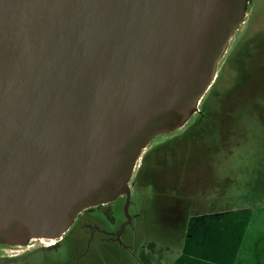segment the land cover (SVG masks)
Segmentation results:
<instances>
[{
	"label": "water",
	"instance_id": "water-1",
	"mask_svg": "<svg viewBox=\"0 0 264 264\" xmlns=\"http://www.w3.org/2000/svg\"><path fill=\"white\" fill-rule=\"evenodd\" d=\"M250 2L0 0V245L127 212L142 150L198 111Z\"/></svg>",
	"mask_w": 264,
	"mask_h": 264
},
{
	"label": "rangeland",
	"instance_id": "rangeland-1",
	"mask_svg": "<svg viewBox=\"0 0 264 264\" xmlns=\"http://www.w3.org/2000/svg\"><path fill=\"white\" fill-rule=\"evenodd\" d=\"M243 32L253 42L249 46L248 41L235 54V69H243L236 77L234 69L233 73L230 71L232 64L227 67L222 82L215 86L217 97L209 102L213 107L210 118L195 129L197 132L190 131L177 139L171 146L173 151L166 153L165 164L157 171L162 194L169 191L173 195L180 190L186 196L219 198L224 192L229 197L226 205L248 201L250 206H264V196L258 197L253 190L255 185L264 190V0H251L230 43ZM243 56L245 64L240 65L238 57ZM234 79V84L228 87ZM182 128L153 140L178 135ZM137 165L138 161L135 168ZM143 180L136 183V190L130 191L127 212L122 197L100 208L82 211L62 236L59 246L32 250L7 264H136L142 247L149 241L157 245L159 234L160 237L165 234L174 247L172 224L169 220L161 221L164 218L161 209L168 213V205L163 206L164 199L158 190ZM260 210L264 212L263 207ZM128 217L131 221L121 230ZM120 230L118 238L110 237ZM24 248L25 245H0V253L13 254Z\"/></svg>",
	"mask_w": 264,
	"mask_h": 264
},
{
	"label": "flooded vegetation",
	"instance_id": "flooded-vegetation-1",
	"mask_svg": "<svg viewBox=\"0 0 264 264\" xmlns=\"http://www.w3.org/2000/svg\"><path fill=\"white\" fill-rule=\"evenodd\" d=\"M239 35V34H238ZM244 32L234 38V42L231 44L230 41L227 47V50L221 59L220 63L221 66L217 69V76L212 84V86L208 89V91L205 93L203 98L200 101V104L198 106V111L194 113L192 118L183 126L182 131L180 134H175L174 136L171 137H166L164 139H159V141L154 142V138L147 144V146L142 150L141 155L138 160V165L137 168L134 170V176L131 177L132 180L130 182V191H134L137 189L136 183L141 182L142 179L143 181H146L148 183H151L153 186V189L158 190V195H160L164 201H163V206L168 205V213L162 211V215L164 218H161V221L163 223L166 222V220H169L172 224V230L170 235H172V239L175 238V235L179 236L178 234L180 233V230L178 229L181 227V224L183 221H185V230L186 227L189 223V220L199 212H208L212 211L215 208H229V207H242V206H247L250 205L248 201H240L237 202L239 203L238 205H226L224 204L226 198H229L228 196L224 195V192L221 194L219 198L216 197H205V198H197L193 196H186L183 194V191H175L173 195L169 193V189H167L165 194L161 193V186L158 184L160 178L158 172H160V167L165 164V155L166 153H171L173 151V148L171 147L173 143L177 142V139H180L182 136L185 134L189 133L192 131L193 133L197 132L195 129L200 126L201 123L206 122L208 118H210V112H213V107L209 104V102L214 99L215 95H218L217 88H215L217 82L218 84L222 82V79L226 75L227 67H230L232 64V67L235 69V66L233 65L234 63V58H237L235 54H238L241 52V47L247 43V34L244 36ZM232 39V38H231ZM241 49V50H240ZM245 53V52H243ZM245 56L242 58L238 57L240 61V65L245 64L243 62ZM243 69V67H242ZM241 71V68L239 69ZM240 75V72H239ZM235 82V79L228 87L233 85ZM195 131V132H194ZM166 135V134H165ZM161 136V135H158ZM154 142V143H153ZM187 165V164H186ZM159 170V171H158ZM158 171V172H157ZM157 172V173H156ZM156 173V174H155ZM158 179V180H157ZM256 188H253L254 192H256L257 196L263 197L264 196V190L259 189L257 185H255ZM180 186H178V189ZM184 187V186H183ZM182 189V188H181ZM193 191V190H192ZM167 193V194H166ZM162 194V195H161ZM259 194V195H258ZM175 195V196H174ZM240 197H238L239 199ZM103 204L96 205L94 207L100 208ZM162 205V203H161ZM94 207H89L87 209H84L83 211H90L91 208ZM82 212V211H81ZM174 234H172V232ZM165 237L166 235L163 234ZM160 236V234H159ZM110 237L116 238L114 234H111ZM164 239V237H161ZM171 239V241H172ZM165 240V239H164ZM34 241H39V244H34V243H29L25 245V248L22 249V252H16V253H11V254H4L0 253V264H7V262H13L21 259L23 256L27 255L30 251L32 250H49V249H54L57 246H59V243L61 241V238L54 241L53 243L51 241L47 240H34ZM44 242H51L49 244H45ZM158 245V244H157ZM154 242H147L143 247H142V253L141 257L139 256V260H141L143 263L147 259V257H152L154 256L153 254H156L157 256H161L164 253H167V251H172L171 249L173 247L169 246H157Z\"/></svg>",
	"mask_w": 264,
	"mask_h": 264
},
{
	"label": "crops",
	"instance_id": "crops-1",
	"mask_svg": "<svg viewBox=\"0 0 264 264\" xmlns=\"http://www.w3.org/2000/svg\"><path fill=\"white\" fill-rule=\"evenodd\" d=\"M264 206L215 208L181 224L172 251L136 264H264ZM257 209V210H256ZM261 211V212H260ZM248 213V215H246ZM159 246H169L158 236ZM150 240V239H149ZM133 264V263H132Z\"/></svg>",
	"mask_w": 264,
	"mask_h": 264
},
{
	"label": "bare ground",
	"instance_id": "bare-ground-1",
	"mask_svg": "<svg viewBox=\"0 0 264 264\" xmlns=\"http://www.w3.org/2000/svg\"><path fill=\"white\" fill-rule=\"evenodd\" d=\"M51 242L53 243L54 241H51ZM51 242H49V243H51ZM43 243H45V244H49V243H47V242H44V241H43Z\"/></svg>",
	"mask_w": 264,
	"mask_h": 264
}]
</instances>
